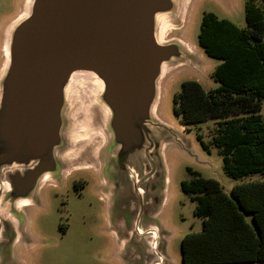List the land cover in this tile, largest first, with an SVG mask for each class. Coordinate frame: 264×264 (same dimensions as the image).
<instances>
[{"label": "rangeland", "instance_id": "rangeland-1", "mask_svg": "<svg viewBox=\"0 0 264 264\" xmlns=\"http://www.w3.org/2000/svg\"><path fill=\"white\" fill-rule=\"evenodd\" d=\"M246 1L173 0L172 7L159 15L157 31L164 30L160 41L175 43L182 54L165 64L156 94L147 102L134 101L128 122L120 128L112 123L113 115L105 113L98 127L104 135L96 128L80 141L84 147L89 144L85 152L91 150L93 156L102 152L105 194L96 192L94 185L83 198L72 190L69 206L63 209L54 182L41 179L16 208L17 219L9 221L11 234L6 223L0 225V264H184L182 238L203 227V218L194 213L195 202L182 188V181L193 177L189 168L218 179L228 193L236 183L264 178L261 173L228 175L223 156L212 143L216 121L188 127L174 111V95L184 80L197 79L207 90L219 85L213 73L222 60L208 55L199 43L204 13L213 11L244 27ZM34 4L35 0H0V68L4 61V68L8 64L13 29L32 14ZM168 18L177 27L166 34ZM73 87L69 109L77 113L87 109L94 116L99 101L95 85L76 81ZM199 132L210 149L199 140ZM62 219L69 224L66 232L60 227Z\"/></svg>", "mask_w": 264, "mask_h": 264}, {"label": "water", "instance_id": "water-1", "mask_svg": "<svg viewBox=\"0 0 264 264\" xmlns=\"http://www.w3.org/2000/svg\"><path fill=\"white\" fill-rule=\"evenodd\" d=\"M172 3L35 0L32 14L13 29L0 81V172L9 174L5 189L14 190L0 195L2 214H9L4 205L28 200L36 175L52 166L75 74L91 71L101 80L99 100L115 128L128 122L134 101L156 94L165 64L182 54L157 36L159 15ZM22 181L28 186L19 194Z\"/></svg>", "mask_w": 264, "mask_h": 264}, {"label": "trees", "instance_id": "trees-1", "mask_svg": "<svg viewBox=\"0 0 264 264\" xmlns=\"http://www.w3.org/2000/svg\"><path fill=\"white\" fill-rule=\"evenodd\" d=\"M247 25L241 27L213 11L201 22L199 43L222 60L213 76L219 85L205 89L186 79L174 95V111L186 126L214 119L212 143L234 178L264 175V0H247ZM205 148L210 144L202 133ZM182 188L203 218L200 231L182 238L184 264H227L264 260V179L236 183L228 193L216 178L189 168Z\"/></svg>", "mask_w": 264, "mask_h": 264}, {"label": "flooded vegetation", "instance_id": "flooded-vegetation-1", "mask_svg": "<svg viewBox=\"0 0 264 264\" xmlns=\"http://www.w3.org/2000/svg\"><path fill=\"white\" fill-rule=\"evenodd\" d=\"M3 51H5V46H3ZM5 53L6 52H4V55ZM4 66L5 61L0 68V72L2 69H6L4 68ZM1 77L2 73L0 75V81ZM81 98L86 101V98L84 96H82ZM76 102L77 101H75L74 105H77ZM70 104L71 101H69L68 97H66L65 95V102L62 111L60 142L55 146L54 149L53 164L52 166L50 165L47 171L38 173L36 175L35 183L36 188L41 179L52 180V182H54L53 187L56 188V194L62 196L60 207L63 209H67V207L69 206L72 190L79 198H83L86 195L85 193L89 186L91 187V185H94V187L96 186V192H99L101 190L105 194V187L107 185L106 179L100 172L102 161L101 150H99V152L95 153L93 156L91 150H87L85 152V149H87L86 146L89 145L88 143L85 147L83 145L84 142H80L82 140L77 143H73V139L75 137H73L70 131L72 127V119L74 117L72 115L73 111L69 109ZM100 108L101 106L99 105L98 101V105L95 106L92 112L94 118L97 122H99V124H101L103 117ZM39 162H41V160ZM7 176H9L8 173L0 172V195L3 193H14V190L8 188V185H6V189L4 187L6 183L5 180H8ZM21 186L23 190H19V194L23 193L28 184L25 181H22ZM16 206L18 207L19 205L15 204L14 207L17 208ZM4 207L8 209L9 214L5 215L0 212V225L6 223L9 226V221L12 223L13 220L17 219L16 209H14L13 206L8 205H4ZM60 227L64 232H66L69 228V224L66 223L65 219H62L60 222ZM9 228V234H11L10 232H12L13 229L10 226Z\"/></svg>", "mask_w": 264, "mask_h": 264}, {"label": "bare ground", "instance_id": "bare-ground-1", "mask_svg": "<svg viewBox=\"0 0 264 264\" xmlns=\"http://www.w3.org/2000/svg\"><path fill=\"white\" fill-rule=\"evenodd\" d=\"M167 21H169L168 22L169 25L165 30L166 34L172 33L175 30V28L177 27V26L173 25V24H175V22L173 21L172 18H168ZM162 31L164 32V30H161L160 31L161 33L160 32L157 33L159 40L163 37ZM76 81H80L81 83H85V84H91V85L94 84L96 91H97V92L95 91V94L97 93L95 96H99V93L102 90V82H101V80L98 79L97 75L94 72L81 71L80 73L78 72L77 74H75L73 76L71 84L67 89V97L69 100L73 97V92H74L73 86H74V83ZM99 105L101 106L100 111L102 112V115L104 117H105V113H106V115H108L109 110L107 109V107H105L103 105V103L100 100H99ZM72 115L74 118L72 119V127H71L70 132L73 135V137H75L73 139V143H77L82 139L84 140L86 138V135H89V133H91V131H94L96 128L98 129V127L102 126V123L99 124V122L96 121L94 116H91L92 118L90 117V113H89V111H87V109H84L83 112H80V113L73 111ZM98 130L101 132V134H103V132L100 129H98ZM78 135H80V136H78Z\"/></svg>", "mask_w": 264, "mask_h": 264}, {"label": "crops", "instance_id": "crops-1", "mask_svg": "<svg viewBox=\"0 0 264 264\" xmlns=\"http://www.w3.org/2000/svg\"><path fill=\"white\" fill-rule=\"evenodd\" d=\"M256 179H259V178H256ZM260 179H264V178H260Z\"/></svg>", "mask_w": 264, "mask_h": 264}]
</instances>
